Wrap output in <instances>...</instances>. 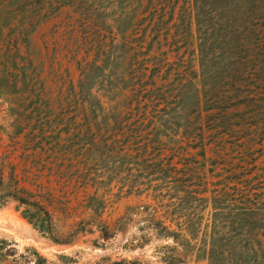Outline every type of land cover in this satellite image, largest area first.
I'll use <instances>...</instances> for the list:
<instances>
[{
  "label": "trees",
  "instance_id": "1",
  "mask_svg": "<svg viewBox=\"0 0 264 264\" xmlns=\"http://www.w3.org/2000/svg\"><path fill=\"white\" fill-rule=\"evenodd\" d=\"M146 1L147 15H131V92L148 93H120L111 117L96 112L101 99L73 93L67 105L76 118L65 146L51 151L48 174L7 176L13 150L0 155V207L18 201L37 230L62 243L86 225L107 240L114 231L101 215L111 198L145 192L154 201L143 205L151 208L147 228L171 237L170 251L178 246L206 264H264V0ZM256 66L259 89L244 93V74ZM237 130L246 134L228 145ZM207 145L209 167L199 158ZM60 197L63 213L83 211L59 236L40 201ZM3 243L0 253L10 254ZM167 256V264L185 262ZM128 263L140 264H94Z\"/></svg>",
  "mask_w": 264,
  "mask_h": 264
},
{
  "label": "rangeland",
  "instance_id": "2",
  "mask_svg": "<svg viewBox=\"0 0 264 264\" xmlns=\"http://www.w3.org/2000/svg\"><path fill=\"white\" fill-rule=\"evenodd\" d=\"M146 6V0L139 7L132 0H0V155L13 150L7 176L49 173L51 151L56 143L65 146L66 131L76 118L67 105L73 93L101 99L103 107L96 112L107 117L117 112L120 93H148L131 92V15H147ZM258 73V66L245 72L250 90L244 93L258 91ZM244 134L237 130L227 144ZM214 157L207 145L199 158L209 167ZM63 201L60 197L52 206L40 201L52 212V227L59 236L74 228L83 211L65 214ZM144 204H154L145 192L112 197L101 218L113 236L102 240L95 226L86 225L69 243H62L37 230L25 216V206L9 199L0 207V240L8 242L3 250L12 252L0 253V264H43L42 258L46 264H94L104 257L167 264L168 252L183 258L184 264H206L185 256L178 246L170 251L176 246L171 237L153 235L147 228L151 208L144 209ZM123 216L126 219L118 221ZM141 233L149 239L138 244Z\"/></svg>",
  "mask_w": 264,
  "mask_h": 264
}]
</instances>
